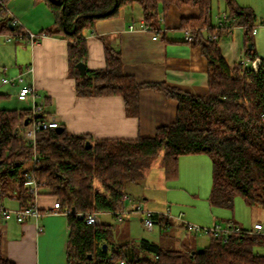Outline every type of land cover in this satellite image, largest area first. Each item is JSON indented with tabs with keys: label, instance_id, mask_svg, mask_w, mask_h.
Here are the masks:
<instances>
[{
	"label": "trees",
	"instance_id": "1",
	"mask_svg": "<svg viewBox=\"0 0 264 264\" xmlns=\"http://www.w3.org/2000/svg\"><path fill=\"white\" fill-rule=\"evenodd\" d=\"M43 2L55 18L54 26L40 35L60 36L67 42L69 73L75 78L78 96H120L128 114L137 116L140 91L151 88L178 102L173 123L161 126L153 137L136 140L93 139L86 134H70L62 125L41 130L36 145L30 144L18 127L29 117L28 109L0 110V188L3 198L17 192L20 208L32 205L34 197L27 186L31 174L39 194H51L61 202L69 226L68 264H264V234L241 232L208 235L210 243L201 252L188 248H165L147 239L112 244L114 226L87 224L78 213H113L122 211L128 186L144 180L145 170L162 154L161 166L166 180L179 176V159L207 155L212 162L211 206L233 210L236 197L250 207L264 208V58L254 43L256 16L236 0H223L229 20L214 26L212 0H34ZM9 0H0V34L22 35L21 26L6 11ZM140 6L145 21L155 26L159 11L171 6L198 8L196 18H185L181 28L190 31L207 62L208 93L191 94L167 83H139L123 72L121 51L107 46L106 67L87 68L81 77L77 64H86L87 33L96 22L115 18L120 10ZM233 26L244 31V56L251 66H229L222 54L223 33ZM250 44L252 48H250ZM260 59V68L252 64ZM46 114V113H45ZM90 147L87 148V143ZM38 161L34 168V154ZM118 217V216H117ZM157 224L170 225L166 216H153ZM235 226V225H234ZM108 246L104 250L103 245ZM193 251L195 253L193 254ZM92 256V257H90ZM0 264H15L2 255Z\"/></svg>",
	"mask_w": 264,
	"mask_h": 264
},
{
	"label": "crops",
	"instance_id": "2",
	"mask_svg": "<svg viewBox=\"0 0 264 264\" xmlns=\"http://www.w3.org/2000/svg\"><path fill=\"white\" fill-rule=\"evenodd\" d=\"M236 1L240 6H245V3ZM214 3L215 0H212V20L213 25L218 26L220 14L214 18ZM216 3L219 10L220 0H216ZM251 9L253 12L256 10L253 5ZM6 11L19 22L23 34H0V110L30 109L34 103L44 102V113L55 118L68 133L86 134L93 139L136 140L153 137L159 127L175 121L178 102L151 88L141 89L137 116L127 113L124 99L120 96H78L75 78L69 73L67 42L60 36L40 35L43 30L54 26L55 18L51 9L45 3L34 0H9ZM199 14L198 8L171 6L167 11H159L156 25L151 27L144 19L141 7L123 8L117 17L96 22L93 31L87 33L86 66L91 70L104 69L105 49L107 46L114 47L121 51L123 72L133 76L137 82L167 83L191 94L204 96L208 93L207 62L199 46L186 41V31L181 28L183 19L196 18ZM255 16V23L264 25V19ZM242 30L241 26H233L230 32L223 33L221 37L222 54L231 67L245 57ZM155 34L157 40L153 39ZM8 35H11L10 41L7 40ZM31 35L37 38L36 43L30 42ZM261 35L262 32L256 31L254 43L258 55L264 58V36ZM18 77L23 79L21 84L2 81L4 78ZM24 85L35 90L37 97L34 100L30 96L24 101L19 100L18 94ZM211 164L206 155L183 156L179 159L177 180L195 182L191 184L195 203L200 199L201 184L208 183L206 177L210 176L211 180ZM159 169L161 174L155 177L157 184L162 186L165 176L162 166ZM148 172L145 171L143 181L130 184L128 190L133 186H144L145 205L159 213L162 207L153 198L154 194H148L150 186L145 184ZM128 190L127 195L130 194ZM210 193L211 186L203 196L208 203ZM16 196V191L5 196L4 205L12 210L19 209L20 203ZM56 199V196L46 193L37 197V205L45 212L37 222L20 223L15 217L0 220L2 255L5 259L15 264H68V219L67 215L52 211ZM131 199L133 203L139 202L135 198ZM210 207L212 211L211 204ZM170 213L171 209L166 216L170 225H156L159 233L164 231V235H159V242L148 238L140 240L147 239L165 248H176L172 246L179 242V249H199L202 245L198 243V234L187 232L183 226L186 215L180 212L179 215L183 216L178 219ZM159 214L165 216L166 213ZM112 216L117 218L113 213ZM141 216L139 213H130L118 220L122 233L118 239H113V244L135 240L130 235L129 218ZM187 219L205 224L197 218L187 216ZM99 221L104 223L101 218ZM210 222L207 224L211 226L216 221ZM233 222L235 227L243 229L238 222ZM257 223L262 224L256 221L254 225ZM254 225L245 230H253ZM39 226L43 227V231L38 230ZM180 233L181 238L178 237Z\"/></svg>",
	"mask_w": 264,
	"mask_h": 264
},
{
	"label": "rangeland",
	"instance_id": "3",
	"mask_svg": "<svg viewBox=\"0 0 264 264\" xmlns=\"http://www.w3.org/2000/svg\"><path fill=\"white\" fill-rule=\"evenodd\" d=\"M241 1L245 6L243 7H249L251 8V5L255 7L256 10H254V13L258 15L259 19H264V1L263 0H239ZM221 6L218 10L217 3L215 0L214 3V18L215 16L222 13H226L229 11L225 7V3H222L223 1L220 0ZM223 4V5H222ZM137 8H140L136 5ZM220 11V12H219ZM255 29L256 31L262 32L264 36V25H260L258 22L255 23ZM243 36L244 31L242 30ZM7 80H11L9 78H4ZM207 156V155H206ZM161 157L162 154L157 157L153 162L152 165L149 168H147L145 171L149 170L147 175V181L145 182L146 185L150 186V189H148V194H154L156 201L161 205V210H159V213H168L171 209L170 215L172 217H178L179 213H184L186 216L187 222H190L187 219V216L191 218H197L201 221H203L205 224H197L190 222L194 225H197L204 229H213L216 226H218L222 231L228 230L230 225H234L233 221L238 222L243 229H251L256 221H260L264 225V208L261 206H253L250 207L246 204L245 200L242 197H236L235 203H234V209H228V208H221V207H210V203H208L206 197H203L205 195V191L209 190V187L212 188V170L211 168V180L210 176L206 177V181L208 180V183L205 182L204 185L201 184V189L199 193V200H197V203L194 202V197L192 196L191 189H194V187L191 186V184H194L195 182H189L185 179L181 180H166L164 179V185L161 186V184H157L156 180V174H161V171L159 167L161 166ZM207 158H209L207 156ZM212 166V164H211ZM144 171V172H145ZM151 178V179H150ZM160 182V181H159ZM144 186H133L131 187L130 191L128 190V193H130L128 196L135 198L137 201L141 202L143 204L144 210L146 211H153L150 208H147V205H145L146 200H144ZM131 202L125 203V210H129L131 208ZM124 210V211H125ZM158 213V212H156ZM130 213L122 214V217L128 216ZM102 219L104 223H111L114 226V237L110 240V249L113 244V239H118L120 237V234L122 233V227L118 223V217L115 218L112 216V213H102L99 214V219ZM130 219V226L129 231L132 238H134L136 241L140 240V238H148L150 240L157 239L159 242V235H164V231L159 233V228L155 227L153 231H149L146 229L143 225L141 218H129ZM141 220V221H140ZM211 220L214 224L211 226L208 223V221ZM210 222V223H211ZM231 223V224H230ZM230 224V225H229ZM179 238H181V233L178 235ZM198 243L202 246L199 247V249H204L207 247L210 243V238L208 235L201 233L198 234ZM186 241V240H185ZM172 247H179L178 244H174ZM257 251H260L264 253V247H261L257 249Z\"/></svg>",
	"mask_w": 264,
	"mask_h": 264
},
{
	"label": "built area",
	"instance_id": "4",
	"mask_svg": "<svg viewBox=\"0 0 264 264\" xmlns=\"http://www.w3.org/2000/svg\"><path fill=\"white\" fill-rule=\"evenodd\" d=\"M13 18V17H12ZM14 20V24H19V22L16 20V18H13ZM229 21H231L232 23L236 22V19L233 18L231 20H229V16L227 13H222L220 15V19H219V26H224L225 23H228ZM146 28H148V26H146ZM256 33V29H254L253 34ZM154 40L158 39L157 34H155L153 36ZM8 41L11 40V35H8L7 38ZM186 41L189 43H193L194 42V38L191 34L190 31H186ZM30 42L36 43L37 42V38L34 36H30ZM243 70L246 69L247 67L251 66V63L249 61L248 58L243 57L238 63H237ZM4 83H11V84H15L16 82L18 83H22L23 79L22 77H18L16 79H11V80H7V79H3L2 80ZM32 97V99L34 100L37 95L35 90L27 85H24L19 94H18V98L19 100H26L28 97ZM30 110V114L28 119L26 120L28 123L23 127H18L16 134H21L22 137L28 141L30 144L32 145H36V140H37V133L41 130H48V129H58L60 126V123L55 119V118H50L49 116H47L44 113V102L41 103H34L33 106L28 109ZM38 155L35 153L33 156V159L31 161V167L34 168L37 161H38ZM27 186L30 189V193L33 195L34 200L31 206L27 207V208H19L16 210H12L7 208L4 203H3V196H2V191L0 188V220H8L12 217H15L17 219L18 222L23 223V222H27V221H39L45 212H43L41 210V208L37 205V197L40 195L39 194V186L38 183L36 182V180L34 179V177L31 174L27 175ZM124 203L127 202H131V208L127 211L125 210V207L122 209V211L117 212L116 215L118 216L119 220H122V214H126V213H139L143 215V225L146 229H148L149 231H153L154 228L156 227L157 223L156 220L153 218V216H155L156 212L153 211H146L144 210L143 204L141 202H135L133 203V200L131 199L130 196H128L127 194L124 196L123 198ZM62 209V205L61 202L56 199L54 205H53V209L52 211L54 213H63L65 215H68L71 213L70 209H65L64 211L61 210ZM125 210V211H124ZM165 216H168L169 214H164ZM182 214H180L178 216V219L182 218ZM78 217L85 219L87 224H99V214L98 213H92L89 215H86L83 212H79L78 213ZM183 226L185 227L186 231L189 233H195V234H201L204 233L206 235H213V236H220L222 234H228V233H233V232H241L240 228L235 227L234 225H230L228 230L222 231L218 226H216L213 229H204L201 228L197 225H194L190 222H183ZM39 231H43V227L39 226L38 227ZM252 233H263V225L260 223H257L254 225V229L252 230ZM264 234V233H263ZM123 264V263H121Z\"/></svg>",
	"mask_w": 264,
	"mask_h": 264
},
{
	"label": "water",
	"instance_id": "5",
	"mask_svg": "<svg viewBox=\"0 0 264 264\" xmlns=\"http://www.w3.org/2000/svg\"><path fill=\"white\" fill-rule=\"evenodd\" d=\"M249 47L252 48V45L250 44ZM260 63H261V60H260V59H257V60H255V61L253 62L252 67H253V69H254L255 71H258V70H259V68H260ZM77 69L79 70L81 77H85V76H86V74H87V66H86L85 63H83V62L78 63V64H77ZM27 123H28V122L26 121V124H27ZM58 131H61V128H58ZM89 147H90V143L88 142V143H87V148H89ZM103 248H104V250H107V249H108V246H107L106 244H104V245H103ZM198 251L201 252L202 249H199ZM194 253H195V251H193V254H194ZM90 257H92V256H90Z\"/></svg>",
	"mask_w": 264,
	"mask_h": 264
}]
</instances>
